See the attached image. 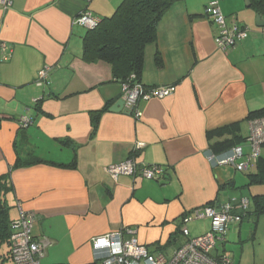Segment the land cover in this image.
I'll list each match as a JSON object with an SVG mask.
<instances>
[{
	"label": "crops",
	"instance_id": "obj_1",
	"mask_svg": "<svg viewBox=\"0 0 264 264\" xmlns=\"http://www.w3.org/2000/svg\"><path fill=\"white\" fill-rule=\"evenodd\" d=\"M12 1L5 8L0 0V42L7 44L0 48V176L10 186L2 197L11 221L21 211L35 215L32 234L47 240L45 264L91 262V239L124 228L152 252L170 254L187 239L180 228L185 212L247 197L241 189L248 176L240 184L235 166L213 167L207 153L227 154L236 132V145L249 152L248 114L264 109V26L258 25L264 15L251 3L219 0L225 15L250 30L228 50L215 44L218 27L204 8L211 0H177L168 8L156 41L146 45L140 83L177 90L140 100L137 119L125 108L110 109L122 99L121 82L109 63L83 60L88 28L76 22L84 11L111 16L122 0ZM47 65L50 83L38 85L36 74ZM23 115L31 116L29 126L20 125ZM33 155L39 162L18 165L19 156ZM128 158L165 172L113 180L104 170ZM255 163L241 172L255 171ZM207 220L200 234L191 221V235L209 231L210 219H199Z\"/></svg>",
	"mask_w": 264,
	"mask_h": 264
},
{
	"label": "built area",
	"instance_id": "obj_2",
	"mask_svg": "<svg viewBox=\"0 0 264 264\" xmlns=\"http://www.w3.org/2000/svg\"><path fill=\"white\" fill-rule=\"evenodd\" d=\"M1 2L5 8H8L13 1L1 0ZM205 8L208 19L218 27L214 40L220 49L233 48L249 36V27L240 25L235 16L225 15L219 0H211ZM100 20V17L89 11L82 12L76 18L79 25L88 29L96 27ZM6 47L5 42H0L2 50ZM51 69L48 65L40 69L36 74L35 82L38 85L49 84ZM134 78L135 75H132L131 79L120 84L122 99L125 101L123 108L134 114L137 119L142 116V112L137 108L140 100L163 99L177 90L175 84L147 87L142 83L133 82ZM19 122L22 126H29L32 118L23 115ZM249 122L250 133L246 139L250 143L251 150L245 153L243 146L235 145L222 156H216L210 151L207 157L211 166L233 165L238 171H247L250 163L257 162L264 144V116L253 118ZM143 146L144 144L138 143L139 148ZM104 170L113 180H117L120 175H133L138 171L149 180L158 179L165 172V169L158 165L139 166L133 158L109 164ZM249 205L250 201L246 197H236L220 205L211 203L188 210L181 218L180 227L181 233L187 239L170 254L152 252L146 244L139 242L132 228L94 236L90 243L95 253L94 259L84 264H238L225 252V244L228 241L226 237L230 225H237L243 220L244 212L248 210ZM196 219H210V230L201 236H192L188 224ZM34 221V214L21 211L20 217L10 222V252L13 264H45L43 257L46 255L47 240L32 234ZM125 234L130 236L127 238Z\"/></svg>",
	"mask_w": 264,
	"mask_h": 264
},
{
	"label": "trees",
	"instance_id": "obj_3",
	"mask_svg": "<svg viewBox=\"0 0 264 264\" xmlns=\"http://www.w3.org/2000/svg\"><path fill=\"white\" fill-rule=\"evenodd\" d=\"M175 1L177 0H122L111 16L102 18L96 27L88 29L86 35L83 36V60L89 63L105 61L111 65V72L115 79L124 82L135 75V78L132 79L133 82L140 83L146 45L156 41L160 20ZM250 3L251 7L264 15V0H250ZM161 62L158 57V64L161 65ZM99 113L94 114L99 115ZM248 115L249 119L264 116V109L250 112ZM233 127L235 126L233 125ZM233 127L227 126L225 129L230 128L235 131ZM218 131L219 129L210 131L208 136ZM237 135V132L234 133V138ZM234 138L226 143L227 147L236 145L237 138ZM66 143L69 142L66 141ZM36 162H39V159L34 155L27 160L19 156L18 165ZM255 164L256 170L247 173L250 181L248 186L254 183L264 184V156L261 155ZM8 185L7 176H0V245L3 243L7 245L6 253L1 255L3 257L0 264H4L3 262L7 260L12 262L10 252L11 219L9 206L2 197V193L10 187ZM251 200L253 209L251 210L249 207L244 212L243 219L253 214L257 217L264 215V192L252 194ZM225 252L227 251L225 250Z\"/></svg>",
	"mask_w": 264,
	"mask_h": 264
},
{
	"label": "rangeland",
	"instance_id": "obj_4",
	"mask_svg": "<svg viewBox=\"0 0 264 264\" xmlns=\"http://www.w3.org/2000/svg\"><path fill=\"white\" fill-rule=\"evenodd\" d=\"M261 151L263 152L264 156V147H262ZM252 170V168H251ZM250 170V171H251ZM249 173V172H247ZM247 173H243L241 171H237L236 179L239 181L240 184H244L248 182L246 180ZM253 186H260L264 188V184L260 185H253ZM251 185V187H253ZM248 184L246 187L241 189L244 195L249 198L251 201L250 208L253 209L252 203V194L256 192V190L250 191L248 188ZM256 188V187H254ZM201 220V219H200ZM209 225V220L207 222L199 221L196 219L192 221L189 225L193 230L194 234H200L204 232ZM240 228H236L235 224L230 225V229L227 235V242L225 244L227 254L230 255L236 262L239 264H264V215H260L257 217L256 215L248 216L244 218L240 224ZM7 251V245L1 244L0 245V262L2 263V257L4 253ZM4 264H13L10 260L3 262Z\"/></svg>",
	"mask_w": 264,
	"mask_h": 264
},
{
	"label": "water",
	"instance_id": "obj_5",
	"mask_svg": "<svg viewBox=\"0 0 264 264\" xmlns=\"http://www.w3.org/2000/svg\"><path fill=\"white\" fill-rule=\"evenodd\" d=\"M245 1H246L247 5H250V1L249 0H245ZM256 17H259L260 19H263L262 15L260 13H258V15ZM258 25L264 26V22L259 23ZM124 106H125L124 99H120L110 109L115 110V111H120V110L124 109L123 108Z\"/></svg>",
	"mask_w": 264,
	"mask_h": 264
}]
</instances>
